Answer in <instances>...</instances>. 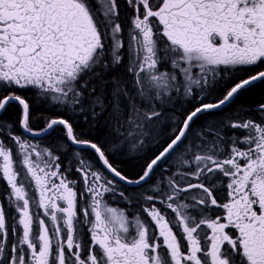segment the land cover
Returning a JSON list of instances; mask_svg holds the SVG:
<instances>
[{
  "label": "snow or ice",
  "instance_id": "obj_1",
  "mask_svg": "<svg viewBox=\"0 0 264 264\" xmlns=\"http://www.w3.org/2000/svg\"><path fill=\"white\" fill-rule=\"evenodd\" d=\"M124 5L0 0V264H264V0Z\"/></svg>",
  "mask_w": 264,
  "mask_h": 264
},
{
  "label": "flooded vegetation",
  "instance_id": "obj_2",
  "mask_svg": "<svg viewBox=\"0 0 264 264\" xmlns=\"http://www.w3.org/2000/svg\"><path fill=\"white\" fill-rule=\"evenodd\" d=\"M120 4H121V17L123 19L124 13L126 11V7L124 5V0H120ZM125 62H127L126 56H125ZM261 67H264V65H262ZM21 94L28 96V97H31L30 103L33 106L34 112L41 111V112H46L49 115L54 113L55 110L48 109L47 106L43 102L37 100L34 93L29 91V92H23ZM108 99H110V97L106 98L105 103H108ZM240 104H244V103L239 102V99H237L235 103L230 105L228 108H225L223 112L216 113V118H221V117H224L226 114L231 113L234 109H236L237 105H240ZM254 104H256V103H254ZM189 107H191V105H189ZM105 116H107V112H105L103 114V116L101 117L100 125H103V121H104ZM18 117H19V109L15 105H13L8 109L7 112L3 113V115L0 116V119L15 121L18 119ZM203 119H204V117H201V120H203ZM77 123L81 126L80 128H78V130H82L83 127H86L83 125L82 119L77 121ZM197 123H200V121H197ZM40 126L42 127L43 125L41 124ZM17 131H19V129H17ZM100 138H101V136H100ZM35 139L38 140L39 138H35ZM58 139H63V132L59 128L57 129V131L54 134H52L50 136H45L43 139V143L47 144L49 142H55ZM86 154L91 155V153H86ZM70 155H71V150L62 157V160L66 161ZM111 160L113 161L114 164H116L118 166V168H120L121 170H123L124 172H127V173L134 172L139 167V166L138 167L136 166L139 161L137 159L133 158L132 154H119L118 153V154L113 155L111 157ZM77 176H78V174L75 173V171L73 170L72 177L75 178ZM7 191H8V188L5 184V182L3 180H0V201H3L4 193H6ZM217 195L220 196L221 202H222L225 194L223 192H219V193H217ZM108 199H109V203L112 206L124 207V204L122 202H120L119 199H117L116 201H112L110 196ZM218 211L220 212V214H222V210H218ZM129 212L130 213L136 212V208H129ZM9 216H11V212H9ZM9 239L11 240V236L9 237Z\"/></svg>",
  "mask_w": 264,
  "mask_h": 264
},
{
  "label": "trees",
  "instance_id": "obj_3",
  "mask_svg": "<svg viewBox=\"0 0 264 264\" xmlns=\"http://www.w3.org/2000/svg\"><path fill=\"white\" fill-rule=\"evenodd\" d=\"M260 101L264 102V84L257 85L239 98V102L246 105L258 103ZM93 135H98L99 137L101 136V139L106 138L105 130L102 128V125H100L96 131H94ZM136 166H140V161Z\"/></svg>",
  "mask_w": 264,
  "mask_h": 264
},
{
  "label": "rangeland",
  "instance_id": "obj_4",
  "mask_svg": "<svg viewBox=\"0 0 264 264\" xmlns=\"http://www.w3.org/2000/svg\"><path fill=\"white\" fill-rule=\"evenodd\" d=\"M127 57V56H126Z\"/></svg>",
  "mask_w": 264,
  "mask_h": 264
}]
</instances>
